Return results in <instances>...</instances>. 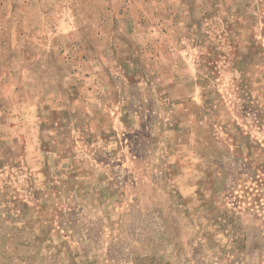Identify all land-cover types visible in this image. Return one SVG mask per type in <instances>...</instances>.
I'll return each instance as SVG.
<instances>
[{"label": "rangeland", "instance_id": "rangeland-1", "mask_svg": "<svg viewBox=\"0 0 264 264\" xmlns=\"http://www.w3.org/2000/svg\"><path fill=\"white\" fill-rule=\"evenodd\" d=\"M263 210L264 0H0V264H259Z\"/></svg>", "mask_w": 264, "mask_h": 264}, {"label": "trees", "instance_id": "trees-1", "mask_svg": "<svg viewBox=\"0 0 264 264\" xmlns=\"http://www.w3.org/2000/svg\"><path fill=\"white\" fill-rule=\"evenodd\" d=\"M253 209V208H252ZM264 211V210H263ZM234 212V211H233ZM225 214L227 215V212H225ZM226 218H228V220H226L227 221V225L229 226V228H230V230H233V229H235V227H236V223H235V221L237 220V217H234L233 215L232 216H227ZM254 219H255V216H254ZM258 221H260V223H262V224H264V215H261L260 216V218H258ZM254 225V224H253ZM252 225V226H253ZM262 227V226H261ZM263 252H264V250H263ZM263 256H264V254H263ZM259 264H264V258H262V260H261V262L259 263Z\"/></svg>", "mask_w": 264, "mask_h": 264}]
</instances>
